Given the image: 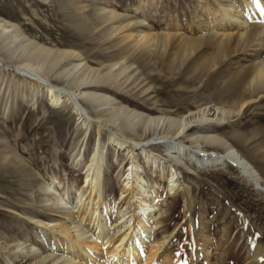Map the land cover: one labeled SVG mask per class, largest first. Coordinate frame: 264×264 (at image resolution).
<instances>
[{
  "label": "rangeland",
  "instance_id": "374dc122",
  "mask_svg": "<svg viewBox=\"0 0 264 264\" xmlns=\"http://www.w3.org/2000/svg\"><path fill=\"white\" fill-rule=\"evenodd\" d=\"M239 1L0 0V18L21 33L18 40L10 39L12 50L21 53L27 46L33 52L36 45L73 56L52 73L40 70L36 74L29 67H24L29 73H11L0 67V264L80 262L56 238L62 222L96 208V202L88 207L90 199L79 205L69 202L84 182L83 166L76 167L74 157L85 150L86 164L100 137L108 154L103 198L112 200L111 236L124 239L129 232H118L115 222L117 206L127 196L118 174L128 161L120 167L114 158L115 148L106 133L109 129L93 125L87 130L64 103L51 105L53 87L70 88L57 74L75 64L102 73L131 66L109 86L119 92L118 101L130 102L142 112L155 114L157 108L159 116L176 117L204 106L223 108L225 121L197 123L192 136H217V142L206 140L205 150L223 154L228 147L236 149L255 167L264 185V91L243 103L239 93L241 87L252 90L254 68L264 63L261 38L245 43L247 34L264 23H250L243 30H208L211 19L219 16L215 12L218 4L236 7ZM113 13L118 17L102 21ZM237 41L242 46L234 51ZM189 42H199L201 48L185 51ZM226 42H232L228 56L211 69H201L200 62L215 53L214 45ZM28 52L22 57L33 70L50 64ZM2 55L7 63L22 66L20 59ZM24 75L35 80L44 77L48 82L40 87ZM109 133L120 140L135 139L130 130L113 127ZM166 151L158 146L154 152L166 157ZM144 169L143 176L156 191L161 207L155 214L153 235L141 253L135 254L140 257L138 264H197V257L202 264H264V192L256 190L235 165L213 168L185 162L179 171L186 187L172 197L167 181L153 175L146 165ZM48 185L55 187L49 194L44 191ZM60 195H65L64 204H56ZM75 230L71 225V235ZM118 245L100 246L98 261L92 264H103V260L104 264H125L131 255ZM258 247L263 253L260 258L255 257Z\"/></svg>",
  "mask_w": 264,
  "mask_h": 264
},
{
  "label": "bare ground",
  "instance_id": "6f19581e",
  "mask_svg": "<svg viewBox=\"0 0 264 264\" xmlns=\"http://www.w3.org/2000/svg\"><path fill=\"white\" fill-rule=\"evenodd\" d=\"M215 12L219 14V16L211 19L212 22L210 26L212 27L208 28L209 31L243 30L250 23H264V0H240L236 7L235 4L226 6L218 4ZM116 17L118 16L115 13L108 14L102 17V21L109 22ZM20 36L21 33L16 29L14 24L0 18V67L5 71L16 73L17 70L26 71L24 67H29L36 74L39 73L40 70H42V72L48 71L52 73L55 68L60 66L63 60L73 57L71 55L72 53H54L36 45L34 46L33 52H30L29 49L31 48L27 49V46H24L21 49V53H16L18 50H12L13 46L10 39L13 37L18 40ZM257 37H260L264 44V27H260L259 25L255 27L253 31L247 34L245 43L248 44ZM237 42L238 43H235L233 46L234 51L242 46V44L240 45V41ZM34 44L35 42L32 45ZM199 48H201L199 42H189L184 50H193V52H195ZM231 50L232 42L216 43L213 48L215 53L210 54L209 57H205L200 62L199 66H202L201 69H211L219 65L222 59L227 57ZM26 51L33 54L35 58L44 57L50 64L47 67L46 65H42L38 70H33L31 64H25L27 59L22 57L25 56ZM2 53L8 58L15 57L20 59L23 67H16L7 63L2 57ZM120 68L121 69L115 73L112 69L102 73L100 70L87 68L86 64H75L73 67L68 68V70L64 72L61 71L57 74L58 78H65V80H67L70 84V88L53 87V89L50 90L51 105L61 106V103H64L65 106L63 107L71 108L78 116L80 124L84 127L86 126L87 130L93 125H95L97 129L99 128V130L104 128L110 130L116 127L121 131L130 130V132L133 133L132 135L135 136V139L124 138V140H120L116 138L115 134L109 133V130H107V132L105 131L108 139H110V143L115 148L114 158H116L119 166L121 167L128 161L125 170L120 171V174H118V181L122 188V193H127V196H125L124 199L122 198L123 200L119 203L117 211L115 212V217H118V220L115 221L116 224H119L117 225L118 232L122 231V229L129 231L124 239L111 236L113 218L110 203L112 200H104L103 198V177L105 168H107L106 163L108 156L105 150L106 142H102L101 137L95 140L96 143L93 155L87 163L85 162L86 164H84V158H86L85 150L84 152H80L77 157H74L76 158L75 161H77L75 164L76 167L83 166L82 172H84V182L83 186L78 189L75 198H73L74 201H70L69 204L73 202L79 205L90 199L88 207L90 204L93 206L94 202H96V208H87L85 213L72 216L70 217V221L65 220L59 225L56 241L63 245L64 249L71 257L80 261L79 263L69 261L64 264H92L94 261H98L99 256L97 250L100 246H115L118 243L120 244V246L118 245L120 249L124 246L123 251L125 250L128 256L131 255L129 259L126 258L125 264H138L140 257H137L135 254L139 255L141 253L145 245L144 242H147L153 235L155 229V214L161 207L157 201L156 191L153 189L150 181L143 176L145 170L144 165L150 168L153 175L159 174L161 178L167 181L166 187L171 197L179 190H183L186 187V181L183 180L184 177L179 171V167L189 161L202 166H213V168L225 164L235 165L242 176L250 184L254 185L256 190L264 192V185L261 183L257 170L236 149L228 147L223 154L208 152L203 145L206 140H209L211 143L217 142L219 138L217 136H202L201 133L197 137H193L191 134L193 127L202 121L211 120V123L213 121H216V123L217 121H225V116H227L225 114L227 113L223 108L204 106V108L197 111L188 112L181 116L176 115V117L170 116L169 113L159 116L156 114L160 111L157 108L155 109V114H152V111H150L153 109H148L150 111L148 113L139 111L138 109L132 108L133 104L130 102L124 104V101H118L116 96L119 92H114L110 89L109 85L112 84L111 82L124 75L132 67L125 64ZM26 72L29 73L28 71ZM24 78L36 81L40 87L44 85V81L47 80L44 77L35 80L26 75H24ZM50 82L51 81H49L48 84H50ZM251 86L252 90L250 92L243 87L239 90L242 103L250 99L252 100L256 93L264 91V63L254 68ZM245 105L247 104L244 103V106ZM103 141L106 140L103 139ZM85 145L87 146L88 144ZM158 146L167 148L166 157L154 152ZM80 148H82V146ZM140 154L143 156V163L138 160ZM157 185L160 186V184ZM54 188L55 187L48 185L44 191L49 194ZM59 198L56 204H64L65 195H60ZM113 203L115 204V202ZM70 205L72 206L73 204ZM128 206L131 207V212H128ZM129 214L130 216H128ZM30 215H32V217L36 216L33 212H31ZM71 225L76 229L74 235L70 233ZM89 234L93 237L89 238L90 236H87ZM86 236L89 239H86ZM50 241L52 242V240ZM124 254L123 256H125ZM262 256L261 247L256 248L255 257L260 258ZM104 263L105 261L103 260V264ZM197 264H202V261L198 257Z\"/></svg>",
  "mask_w": 264,
  "mask_h": 264
}]
</instances>
